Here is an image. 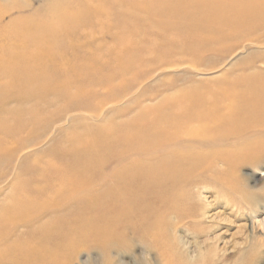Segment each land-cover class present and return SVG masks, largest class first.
<instances>
[{
    "label": "bare ground",
    "instance_id": "6f19581e",
    "mask_svg": "<svg viewBox=\"0 0 264 264\" xmlns=\"http://www.w3.org/2000/svg\"><path fill=\"white\" fill-rule=\"evenodd\" d=\"M127 2L133 0H61L42 20H27L38 14L33 1L0 0V159H18L24 149L39 145L43 139L40 135L29 139L27 115L13 118L11 105L25 100L15 93L16 72L23 78L29 66H48L68 74L77 64L89 65L87 82L96 85L90 79L98 70L93 66L102 65L103 59L123 47ZM154 2L158 16L166 6L173 23L184 22L177 30L170 27L167 36L195 32L194 43L179 50L166 49L165 55L156 57L154 50L120 53L126 58L124 63L122 58L110 57L108 63H118L117 71L98 82L109 86L119 81L118 85L104 92H84L83 98L73 96L72 102L54 115L46 132L67 120L87 126L89 120L101 118L107 106L112 108L114 103L128 99L143 80L181 66L188 56L195 59L206 52L227 56L234 51L264 50V0ZM237 75L239 79L235 77L231 83L233 89L223 96L169 99L159 109H143L122 122L120 119L141 101L153 99L138 100L135 107L105 124L106 156L102 159L82 166L44 162L36 166L38 175L32 181L41 186L32 188L27 180L28 189L0 210V264H62L63 255L72 248L83 243L115 242L116 233L118 238L131 234L146 239L148 244L142 245V251H153L159 262L171 264L182 252L177 247L179 240L166 239L165 233L207 219L204 208L187 198V192L179 193L197 187L194 174L202 177L207 171L213 172L216 186L236 191L245 186L239 171L264 158V54H251ZM74 78L87 79L82 75ZM11 118L12 122L8 120ZM92 130L90 127L87 133ZM79 139L73 136L68 142ZM217 146L229 147L230 154L204 158L202 150ZM4 177L0 174V181ZM88 192L93 193L85 199L89 210L65 213L75 197ZM245 198L248 205L255 203L254 197ZM236 206L230 204V208ZM48 216L52 219L42 222ZM248 247L245 253H252L244 264H256L259 248L251 243ZM142 251L138 257L145 264Z\"/></svg>",
    "mask_w": 264,
    "mask_h": 264
},
{
    "label": "rangeland",
    "instance_id": "374dc122",
    "mask_svg": "<svg viewBox=\"0 0 264 264\" xmlns=\"http://www.w3.org/2000/svg\"><path fill=\"white\" fill-rule=\"evenodd\" d=\"M30 1H33L39 10L37 15H31L27 17V20L32 18L42 20L60 5L61 0ZM156 5L154 0H133V3H126L123 47L119 52L107 57V60L103 59L102 65L93 66L98 69L90 78L94 82L96 81L94 86H90L87 82L86 75H89L91 68H88L89 65L77 64L67 71L68 74L58 68L48 66L35 68L29 66L26 76L23 78L21 75L19 77V72H16L15 93L22 95L25 100L11 105L13 118L16 119L21 114L27 115L25 119L29 123V139L37 138L38 135L43 139L39 145L24 149L18 159L11 162L0 159V174L5 175L0 181V210L6 208L11 200L20 193H24V188L28 189L27 182L29 180L32 188L41 186L40 182L37 180L34 182L32 178L34 180V177L38 175L36 166L43 165V162L59 165L74 163L77 166H82L92 159L104 158L106 156L103 150L106 144L105 124L113 122L123 110L135 107L138 100L153 99L146 102L141 101L129 115L120 119L122 122L140 114L143 109H159V106L169 99L223 96L233 89L231 83L236 78L239 79L238 71L244 68L245 63L250 60L251 54H264V50L255 49L242 53L234 51L227 56L210 52L195 59H190L188 56L186 62L181 66L172 67L143 80L140 88L130 93L128 99L114 103L115 107L107 106L103 116L97 118L98 120H89L86 123L87 126L82 122L67 120L63 121L61 126L57 125L46 132L45 128L52 123L54 115L59 114L66 105L72 102L73 96L80 95L78 97L83 98L84 96L81 95L84 92H89L88 94L96 93L97 90L104 92L107 88L118 85L119 81L111 83L110 87L100 86L102 82H98L100 78L103 79L113 74V71H117L118 63L113 61L112 64H109L110 57L122 58L126 52L131 55L148 50L156 51V54L154 53L156 57L165 55L166 49L179 50L186 44L190 46L189 44L194 43L195 35L192 34L195 32H181V35L177 32L175 33L177 35L173 33L172 36H167V33H170V27L177 30L184 26V22L173 23L168 16L170 14L166 6L162 14L158 16ZM160 19L162 24L159 23ZM198 37L201 38V36ZM120 53L123 55L120 56ZM95 54L99 55V53ZM125 60L126 58H122L120 61L124 63ZM77 75H82L87 79L83 81H78L77 78L72 79ZM129 77L130 75H127V78ZM22 115L20 117H23ZM72 115H79V113H72ZM8 120L13 121L12 118ZM90 127L93 130L87 133V129ZM73 136L80 139L70 144L68 141ZM85 141H88V144ZM202 151L205 153L204 158L206 159H211L219 154L225 156L230 154V148L225 146ZM212 173L207 171L202 177L194 174L193 180L196 181L197 187H187L179 192H187L188 195L185 193L187 198L190 196L192 202H195L198 207L204 208L207 219L203 223H199L198 220L193 221L194 223L190 222L188 225L179 227L177 231H165L166 239L170 236L171 240L173 237L179 240L180 243L178 242L177 247L182 252V255L173 257L171 264H244L246 258L252 253V251L245 253V250L249 249L250 243L253 248H259L261 253L257 263L264 264V158L253 166H245L239 171L238 176L245 186L236 191H227L216 186L214 183L216 177ZM198 183L200 184L198 185ZM92 194L88 192L75 197L69 204V208H66L65 213L70 210L75 213L89 210L90 207L85 205V199ZM248 195L255 198L253 205H248L243 201V199L248 200L245 198ZM167 197L165 200H169ZM103 200L104 196L99 201ZM43 201L37 200L38 203ZM232 203H236L237 206L230 208ZM51 219L52 216H48L42 222L45 223ZM189 221L185 222L189 223ZM209 227L211 228L209 229ZM206 230L207 233H203ZM20 232H27V229H20ZM116 234L115 242L108 244H79L63 255L62 264H94V262L95 264H120V262H122L121 264H143L142 261H139L138 255L141 254L142 245L148 244L146 239L133 237L131 234L125 238H118L119 233ZM161 242L165 243L167 240ZM142 252L145 256V264H165L159 262L155 252L149 253L146 250ZM86 258L88 259L86 260ZM89 259L91 260L89 261Z\"/></svg>",
    "mask_w": 264,
    "mask_h": 264
}]
</instances>
